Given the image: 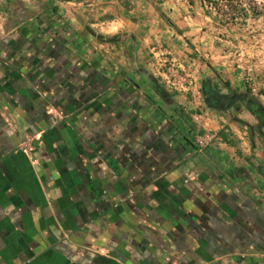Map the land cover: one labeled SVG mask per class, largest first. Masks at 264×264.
<instances>
[{"label": "crops", "instance_id": "obj_1", "mask_svg": "<svg viewBox=\"0 0 264 264\" xmlns=\"http://www.w3.org/2000/svg\"><path fill=\"white\" fill-rule=\"evenodd\" d=\"M107 4L0 0V264H264V177L202 158Z\"/></svg>", "mask_w": 264, "mask_h": 264}, {"label": "rangeland", "instance_id": "obj_2", "mask_svg": "<svg viewBox=\"0 0 264 264\" xmlns=\"http://www.w3.org/2000/svg\"><path fill=\"white\" fill-rule=\"evenodd\" d=\"M105 1L111 12L119 5L124 18L140 25L134 41L148 65L141 72L175 97L202 158L229 162L227 172L243 164L233 172L252 169L264 177V124L244 103L264 109V0ZM144 36L149 44L141 42Z\"/></svg>", "mask_w": 264, "mask_h": 264}, {"label": "trees", "instance_id": "obj_3", "mask_svg": "<svg viewBox=\"0 0 264 264\" xmlns=\"http://www.w3.org/2000/svg\"><path fill=\"white\" fill-rule=\"evenodd\" d=\"M203 2H209V0H203ZM211 4V3H210ZM213 7L216 9L217 13L221 10V8L218 6V4L216 2L213 3ZM162 93V92H161ZM216 94H218L220 96V98L222 100H227L228 96L224 95V93H222V91L217 92ZM244 101V100H243ZM245 106L247 108V111L261 124H264V109L262 108L261 105H259L257 102L255 101H251V102H244Z\"/></svg>", "mask_w": 264, "mask_h": 264}, {"label": "water", "instance_id": "obj_4", "mask_svg": "<svg viewBox=\"0 0 264 264\" xmlns=\"http://www.w3.org/2000/svg\"><path fill=\"white\" fill-rule=\"evenodd\" d=\"M144 78L147 80V82L150 84V85H153L152 81L149 79V77L147 75L144 74Z\"/></svg>", "mask_w": 264, "mask_h": 264}, {"label": "built area", "instance_id": "obj_5", "mask_svg": "<svg viewBox=\"0 0 264 264\" xmlns=\"http://www.w3.org/2000/svg\"><path fill=\"white\" fill-rule=\"evenodd\" d=\"M21 151H22L24 154H27V149H26V146H25V145H23V146L21 147Z\"/></svg>", "mask_w": 264, "mask_h": 264}]
</instances>
